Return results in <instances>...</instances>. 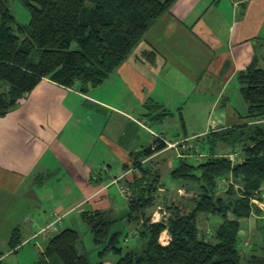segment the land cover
Returning <instances> with one entry per match:
<instances>
[{
    "label": "crops",
    "instance_id": "0c3cea01",
    "mask_svg": "<svg viewBox=\"0 0 264 264\" xmlns=\"http://www.w3.org/2000/svg\"><path fill=\"white\" fill-rule=\"evenodd\" d=\"M254 61L264 68V0H175L100 86L82 92L44 77L0 117V260L15 253L9 240L17 227L24 245L36 228L41 231L58 216L63 222L57 230L52 226L54 233L84 223V210L108 214L121 206L112 186L128 203L125 182L132 173L125 163L156 138L179 142L143 160L164 181L194 137L251 122L238 73ZM150 100L173 114L151 121ZM172 182H163L160 203L192 196ZM232 182V176L220 179L221 192ZM259 192L262 198L254 199L261 207L264 185ZM31 211L37 218L29 216ZM256 212L242 230V239L253 235L254 244L264 243V216ZM41 234L43 251L53 234L35 237Z\"/></svg>",
    "mask_w": 264,
    "mask_h": 264
},
{
    "label": "trees",
    "instance_id": "16d2710c",
    "mask_svg": "<svg viewBox=\"0 0 264 264\" xmlns=\"http://www.w3.org/2000/svg\"><path fill=\"white\" fill-rule=\"evenodd\" d=\"M12 1L0 0V117L44 77L82 92L103 84L175 0H20L30 12L28 23L17 19ZM238 79L248 104L245 117L251 122L219 126L194 137L171 171L173 180L193 192L191 197L160 203V188L165 186L161 173L143 162L167 147L158 137L153 145L132 152L124 167L134 170L125 182L126 217L138 225L125 240L132 238L134 245L119 243L122 232H112L116 219L105 211L81 212L95 243L103 245L102 258L112 251L119 255L114 264H264V243L244 246L241 232L256 211L264 216L254 199L262 198L259 191L264 185V68L254 61ZM146 106V115L155 123L173 114L151 100ZM184 153L188 155L183 157ZM230 176L234 182L221 192L220 179ZM160 204L167 216L153 220ZM210 216L222 220L215 225L218 221L211 222ZM260 223L264 236V219ZM164 233L170 237L168 243L161 241ZM23 241L20 227L15 228L9 247L17 252ZM79 241L76 228L58 230L35 264H53L55 256L62 264H92L86 253H80Z\"/></svg>",
    "mask_w": 264,
    "mask_h": 264
},
{
    "label": "rangeland",
    "instance_id": "374dc122",
    "mask_svg": "<svg viewBox=\"0 0 264 264\" xmlns=\"http://www.w3.org/2000/svg\"><path fill=\"white\" fill-rule=\"evenodd\" d=\"M11 7H12L13 12L17 16V19L21 23H28L29 22L30 12L27 9V7L20 0H13L11 2ZM229 90L232 92V86H230ZM232 96L235 99L237 98L235 93H233ZM192 122H194V121H192ZM154 125H157V124H154ZM213 130H216V129H213ZM200 157L203 158V156H200ZM113 170H114V172L116 171L115 169H113ZM129 173H132V175L129 177V179H131L133 177L134 170L132 168H130ZM163 180H164L163 182H166L167 184H172L173 183L172 181H174L171 178V176H168V175L164 176ZM29 182H28V184L30 185ZM28 184L25 185V189L29 187ZM25 189H24V191H25ZM27 191H29V188ZM111 192L114 195H118V200L121 203V206H119L118 209L112 210L110 213L107 214L110 218L116 219V221L114 222V224L112 226V232L121 231L122 234H121L119 243L121 245H123L124 247H126L127 245L132 246L135 244L134 240L131 238V239L126 241L125 235L129 232L133 233L135 231V228H137L138 225L135 222H130L127 220L126 215L128 213V210H129L128 203H127L125 196L119 194L117 186H112ZM21 193H22V190L20 189L18 191L16 197L20 196ZM16 202L18 203V201H16ZM125 203H127V204L125 205ZM28 214H29V216H31L33 218H37V216H38V214H36L35 212H32V211L28 212ZM210 217H212L211 222L216 223L218 221L215 225H218L220 223V220H222L221 217H219V216H210ZM153 218L156 219L157 216H155ZM214 219H217V220H214ZM253 222H254V220H253ZM209 224L212 225L213 223H209ZM62 228H65V227H62ZM74 228H76L80 233V241L78 244L79 251H80V253H86L92 264H98V262L101 259L110 260V262L117 260L119 255L115 254L112 251H108L103 256V258L100 256L99 251L103 248V245H99V244L95 243L94 238H93V234H92L89 226L85 222L75 225ZM35 231H36L35 236H37L38 234L41 233L39 231V228H36ZM50 233L53 234L54 230H51ZM251 235H252V232H251ZM35 236L28 239L17 252L12 253L9 256H7V258L4 259L3 264H35L36 261L39 259L41 253H42V250L38 247V241L41 240L44 235L41 234L38 238H36ZM165 236H166V233L162 237V241L164 243L166 242ZM252 236L250 237V239H248L249 242H251V244L253 246L255 245V247L256 246L259 247V244L261 246V244L263 242H255V244H254L253 240H252ZM250 240H252V241H250ZM249 246H251V245H249ZM241 249H244V247H241ZM248 252H249L248 248H246L244 255H248ZM52 263L53 264H62V261L58 258V256H55L52 259ZM243 264H246V263L243 262Z\"/></svg>",
    "mask_w": 264,
    "mask_h": 264
},
{
    "label": "built area",
    "instance_id": "2783aa9c",
    "mask_svg": "<svg viewBox=\"0 0 264 264\" xmlns=\"http://www.w3.org/2000/svg\"><path fill=\"white\" fill-rule=\"evenodd\" d=\"M168 143V147H177V145L179 144V142H167ZM184 148H187V145L183 146ZM231 159L235 160V154L232 153L231 155ZM257 203H259V201H256ZM262 209H264V206H261ZM156 212H154L153 217L157 216L156 219L153 218V220H160L162 219V217L166 216V212L161 210V207H159L158 209L155 210ZM63 222V216H58L56 218V220H54L52 223L48 224L46 227H44L40 232H45V233H49L50 230L52 229V226L54 229H57V225L56 224H61ZM165 234V233H164ZM164 234L162 235V237L164 236ZM162 237H161V241H162ZM165 243H168L170 241V237L168 234H166L165 236ZM163 242V241H162ZM249 240H245L243 241V245L247 246L248 245ZM164 243V242H163Z\"/></svg>",
    "mask_w": 264,
    "mask_h": 264
},
{
    "label": "water",
    "instance_id": "95a60500",
    "mask_svg": "<svg viewBox=\"0 0 264 264\" xmlns=\"http://www.w3.org/2000/svg\"><path fill=\"white\" fill-rule=\"evenodd\" d=\"M241 232H242V230H241Z\"/></svg>",
    "mask_w": 264,
    "mask_h": 264
}]
</instances>
